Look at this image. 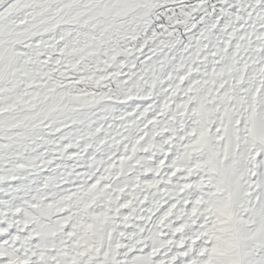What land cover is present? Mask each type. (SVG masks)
Masks as SVG:
<instances>
[{"label": "snow or ice", "instance_id": "obj_1", "mask_svg": "<svg viewBox=\"0 0 264 264\" xmlns=\"http://www.w3.org/2000/svg\"><path fill=\"white\" fill-rule=\"evenodd\" d=\"M0 264H264V0H0Z\"/></svg>", "mask_w": 264, "mask_h": 264}]
</instances>
